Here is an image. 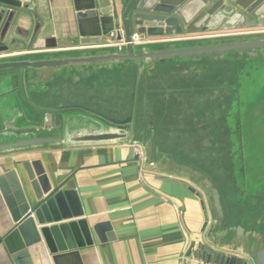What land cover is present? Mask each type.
Here are the masks:
<instances>
[{"label": "crops", "instance_id": "0c3cea01", "mask_svg": "<svg viewBox=\"0 0 264 264\" xmlns=\"http://www.w3.org/2000/svg\"><path fill=\"white\" fill-rule=\"evenodd\" d=\"M16 1L22 7L15 10L3 40L14 48L6 53H18L14 58H70L104 43H82L90 39L79 33L74 0ZM95 2L99 17H104L109 0ZM2 17L0 34L5 27ZM222 34L178 37H200L190 41L164 38L136 48L226 38ZM85 70V77L78 67L36 74L0 72V126L28 128L42 120V113L51 112L55 122L66 116L71 137L96 122L124 125L132 134V142L65 140L61 145L0 155V237L13 225L12 214L28 213L11 211L8 201L14 203L12 210H21L22 196L31 210L58 185L72 183L90 245L61 264H213L200 256L199 245L236 256L247 252L245 247L262 243L264 217L260 226L250 217L251 211H238L237 199L223 197L216 186L238 182L233 170L241 144L234 140L233 116L241 109V100L236 81L226 80V73L234 75L233 66L203 59L106 63ZM133 142L141 156L135 154ZM253 153L259 162L253 176L264 183V149ZM203 179L220 193L225 218L221 225ZM260 194L264 196L263 189ZM231 227H241L249 244L236 243L234 232L225 235ZM0 264H14L2 244Z\"/></svg>", "mask_w": 264, "mask_h": 264}, {"label": "water", "instance_id": "95a60500", "mask_svg": "<svg viewBox=\"0 0 264 264\" xmlns=\"http://www.w3.org/2000/svg\"><path fill=\"white\" fill-rule=\"evenodd\" d=\"M109 2L108 13L104 17H99L95 0H74L79 33L83 39L87 36L90 39L82 43L97 44L108 39L124 40L128 43L124 48L94 53L87 51L70 58L44 57L29 60L14 58L0 61V72L32 70L36 74L39 70L78 67L81 76L85 77V67L106 63L141 65L209 59L211 63L234 67V75L231 77L230 74L228 76L226 74V80L234 79L239 90L240 83L237 80L239 64L246 59L256 61L258 66L264 65V33L259 32L264 30V0H109ZM0 6L4 8L0 11V16L5 17V31L0 34V53H6L14 48L3 44L4 36L16 16L15 10L21 9L22 5L16 0H0ZM84 19H89L90 22L85 25ZM35 23L36 28L39 27L37 19ZM251 31L259 33H248ZM229 32L241 35L159 47L136 48L129 44L133 35L144 40ZM245 103L246 108L245 106L242 108L241 104V109L233 116L236 132L234 140L241 144V151L236 153L234 161L237 163L235 162L236 167L233 171L238 181L236 184L250 185L264 191V183H258L253 176L256 173L254 167L259 164L253 149H264V146L252 143L259 130L258 123L264 125V104L251 100H246ZM96 123L94 127L85 124L88 128L75 131L78 133L72 137L66 132L69 124L66 116H58V121L55 122L51 112L42 113V120L28 128L0 126V155L61 145L65 140L97 144L132 142V134L126 133L124 125ZM247 131L250 139L246 136ZM203 185L210 193L217 223L221 225L225 218L220 193L208 179H203ZM21 198V210L18 208L12 210L14 203L7 200L9 209L28 213L12 214L13 225L0 237V244L5 247L14 264H61L62 260L69 256L78 257L77 250L90 245L87 221L82 219L83 212L72 183L58 185L46 197H40L31 210L24 198L22 196ZM224 232L225 235L234 232L235 242L238 244L245 246L249 244L241 227H231ZM259 239L262 241L260 245L251 244L247 249L245 247L247 252H239L237 254L239 257L220 254L203 245L198 246V252L213 264H264V239L262 236H259Z\"/></svg>", "mask_w": 264, "mask_h": 264}, {"label": "rangeland", "instance_id": "374dc122", "mask_svg": "<svg viewBox=\"0 0 264 264\" xmlns=\"http://www.w3.org/2000/svg\"><path fill=\"white\" fill-rule=\"evenodd\" d=\"M239 66L237 80L240 83L239 96L242 101V108L244 106L246 108V100L260 101L264 104V65L258 66L256 61L251 62V60L244 59ZM226 74L227 76L229 75V73ZM258 129V133L252 139V143L264 146V125L258 123ZM245 134L246 132L244 130V135ZM246 136L250 139L248 131ZM246 142L247 140H245V143ZM216 186L223 194V197L226 196L229 199H232V201L237 199L239 206V209H237L238 211H241L242 209V211H251L250 217L252 215L256 218L258 224L261 226L263 222L261 218L264 217V196L260 194V189H255L250 185L242 186L240 183L239 185L236 184L235 187L232 183L222 184L219 182ZM255 192H258V194ZM257 197L259 198L256 199ZM244 205H247V209H244ZM245 214H248V212Z\"/></svg>", "mask_w": 264, "mask_h": 264}, {"label": "built area", "instance_id": "2783aa9c", "mask_svg": "<svg viewBox=\"0 0 264 264\" xmlns=\"http://www.w3.org/2000/svg\"><path fill=\"white\" fill-rule=\"evenodd\" d=\"M259 32L264 33V30H261ZM259 32L251 31V32H248V33L252 34V33H259ZM242 34H245V33H242ZM231 35H241V34H222L220 36L221 37H223V36L227 37V36H231ZM208 37L212 38L213 36H208ZM198 38H200V37H184V38H180V39L179 38H177V39L173 38L172 41H176V40H180V41L187 40V41H190L192 39H198ZM160 42L161 41L159 39H144V40H141L136 35H133L131 37V39H130L129 44L134 46V47H137V46H140V45L158 44ZM127 44L128 43H126L124 40L115 41V40L108 39L103 44H97V45L88 46L87 49H90L89 51L102 50V49H122ZM16 56H18V53H1L0 54V60L14 58ZM133 148H134L135 154L137 156H141V151H140V149L138 148V146L136 144H133Z\"/></svg>", "mask_w": 264, "mask_h": 264}]
</instances>
